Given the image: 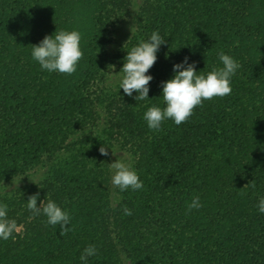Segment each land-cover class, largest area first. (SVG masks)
Masks as SVG:
<instances>
[{
	"label": "trees",
	"instance_id": "1",
	"mask_svg": "<svg viewBox=\"0 0 264 264\" xmlns=\"http://www.w3.org/2000/svg\"><path fill=\"white\" fill-rule=\"evenodd\" d=\"M78 6L92 12V32L80 81L57 99L61 74L43 70L32 45L72 30ZM153 31L167 43L146 73L149 99L136 100L119 72ZM221 51L240 65L231 94L149 129L144 113L166 107L173 66L187 57L206 75L223 67ZM125 155L140 190L112 185L109 164ZM36 193L38 206L51 199L69 213L72 231L33 216ZM197 196L202 207L189 212ZM261 198L264 0H0V204L17 222L0 239V264H83L89 245L87 264H264Z\"/></svg>",
	"mask_w": 264,
	"mask_h": 264
},
{
	"label": "clouds",
	"instance_id": "2",
	"mask_svg": "<svg viewBox=\"0 0 264 264\" xmlns=\"http://www.w3.org/2000/svg\"><path fill=\"white\" fill-rule=\"evenodd\" d=\"M135 27L131 28L132 34ZM81 34L79 31L60 30L55 35L45 36L38 45H32V58L39 63L43 70L48 72H58L71 75L76 72L77 64L83 57L80 49ZM167 41L158 31H153L147 41H141L138 46L132 47L127 52L125 62L119 73H122L120 79V89L128 96L133 92L138 93L136 100L149 99V82L153 79L151 75H146L149 69L157 60V52L161 45ZM223 67L213 68L205 74H197L195 63H188L186 57L182 63L175 64L173 71L175 73L172 79L162 82V97L166 104L163 109L158 106H152L144 113V120L149 129L160 131L161 125L165 120L171 119L176 125L186 122L193 114L197 106H201L203 101L211 100L215 97H224L232 92L231 78L236 74L240 67L239 63L231 56L221 51L218 54ZM99 152L103 156H108V148L101 146ZM112 155L116 153L112 151ZM127 157L122 156L115 162L109 164L113 173L112 185L120 191L131 189L133 191L143 188V182L132 167L131 163L126 162ZM33 182V181H32ZM35 183V182H34ZM255 188V183L246 184L244 187ZM39 193L29 196L27 208L33 216L43 214L47 217V224L60 227V235H66L73 229L70 225V215L62 210L51 199L45 203L44 200L37 205ZM202 207L200 198L194 197L187 205V210ZM258 211L264 213V198H261L257 205ZM8 207L6 204H0V239L8 240L14 238L13 233L17 231V222L7 217ZM125 215H132V211L127 207L123 209ZM97 254L95 245L86 247L80 255L83 264H87L89 257Z\"/></svg>",
	"mask_w": 264,
	"mask_h": 264
},
{
	"label": "rangeland",
	"instance_id": "3",
	"mask_svg": "<svg viewBox=\"0 0 264 264\" xmlns=\"http://www.w3.org/2000/svg\"><path fill=\"white\" fill-rule=\"evenodd\" d=\"M86 7L84 6V8L82 6H78L77 9L75 11H73L70 15V17L74 18L75 20H73L75 23H77V25H75L73 27L72 30H68V31H79L81 34V41H80V49L83 52V57L82 59L78 62L77 64V70L75 73L71 74V75H67V74H61L60 76V89L58 91V94H55V97L57 99H59L60 97H62L63 93H66L70 90V88H73L76 86V84L78 83V81H80V70L82 68V61L84 60V58L86 57V53H87V43H88V39L90 36V33L92 32V17L90 18V15L92 14V12H90L89 14H85ZM127 157L126 162L128 161V156L125 155Z\"/></svg>",
	"mask_w": 264,
	"mask_h": 264
}]
</instances>
